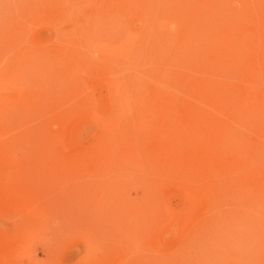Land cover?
<instances>
[{
	"label": "rangeland",
	"instance_id": "rangeland-1",
	"mask_svg": "<svg viewBox=\"0 0 264 264\" xmlns=\"http://www.w3.org/2000/svg\"><path fill=\"white\" fill-rule=\"evenodd\" d=\"M0 264H264V0H0Z\"/></svg>",
	"mask_w": 264,
	"mask_h": 264
},
{
	"label": "bare ground",
	"instance_id": "bare-ground-1",
	"mask_svg": "<svg viewBox=\"0 0 264 264\" xmlns=\"http://www.w3.org/2000/svg\"><path fill=\"white\" fill-rule=\"evenodd\" d=\"M180 27H181V25H179ZM179 26H178V28H179ZM204 27V26H203ZM181 30H182V27H181ZM201 31V30H200ZM200 33V32H199ZM197 35V34H196ZM195 38H196V36H195ZM191 40H192V37H191ZM186 41V42H185ZM184 42L185 43H187L188 41H189V39H188V41H187V39L185 40ZM183 42V43H184ZM184 43V45L182 46L183 47V50L182 51H184V52H189V51H191L192 49H193V46H191L192 48L190 49L189 47H188V45L187 44H185ZM194 43V41L192 42V44ZM116 49V48H115ZM114 49V50H115ZM188 49H190V50H188ZM118 50V49H117ZM194 50V49H193ZM116 52V51H115ZM117 53V52H116ZM185 54V53H184ZM189 58H191L190 56H189ZM227 91V90H226ZM228 96V95H227ZM227 98V97H226Z\"/></svg>",
	"mask_w": 264,
	"mask_h": 264
}]
</instances>
